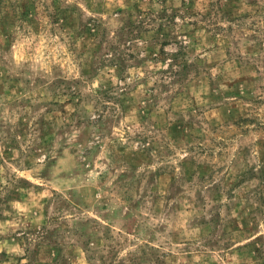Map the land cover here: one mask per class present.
<instances>
[{"label": "rangeland", "instance_id": "obj_1", "mask_svg": "<svg viewBox=\"0 0 264 264\" xmlns=\"http://www.w3.org/2000/svg\"><path fill=\"white\" fill-rule=\"evenodd\" d=\"M0 264H264V0H0Z\"/></svg>", "mask_w": 264, "mask_h": 264}]
</instances>
